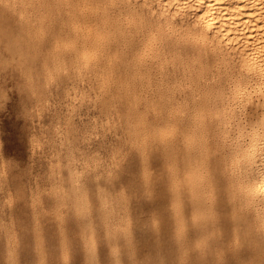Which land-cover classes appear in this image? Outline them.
<instances>
[{
    "label": "rangeland",
    "instance_id": "obj_1",
    "mask_svg": "<svg viewBox=\"0 0 264 264\" xmlns=\"http://www.w3.org/2000/svg\"><path fill=\"white\" fill-rule=\"evenodd\" d=\"M83 1L0 0V264H264L235 159L264 94L234 102L238 77L156 8ZM83 27L111 29L85 60Z\"/></svg>",
    "mask_w": 264,
    "mask_h": 264
},
{
    "label": "bare ground",
    "instance_id": "obj_2",
    "mask_svg": "<svg viewBox=\"0 0 264 264\" xmlns=\"http://www.w3.org/2000/svg\"><path fill=\"white\" fill-rule=\"evenodd\" d=\"M91 1L89 3L83 1L80 4V10L86 13L94 11V7L98 12L108 10L107 14L113 15L116 19L123 18L125 23L134 22L137 11L149 12L156 8L165 24H179L183 27L181 28L182 32H178L177 40L182 39L193 48L199 47L208 50L212 56H216L224 62L222 65L227 73H234L238 77L241 82L234 94V102L243 101L252 93L255 95L264 94V0H141L140 3L137 2L138 0ZM21 19L23 20V18ZM144 20L140 19L137 22L142 23ZM158 21L160 22V20ZM110 30H106L104 33L96 32L94 28L84 30L83 27L79 31L77 30V34L81 36L93 35L96 38V44L93 47L90 49L83 47L84 50L79 51L78 55L81 59L85 60L95 56L100 50L99 40L102 37H108L107 33ZM261 107L263 113L261 120L259 119L258 128L256 126L253 143L244 150V155H235V159L242 163L245 174L257 172L255 176L258 178L255 181L244 183L243 180L238 184V189L246 201L255 205L261 226L264 228V99ZM256 122L251 126L253 127ZM204 243L205 241L198 243V249H202Z\"/></svg>",
    "mask_w": 264,
    "mask_h": 264
}]
</instances>
